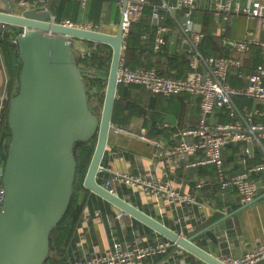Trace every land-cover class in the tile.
Masks as SVG:
<instances>
[{
    "label": "crops",
    "instance_id": "obj_1",
    "mask_svg": "<svg viewBox=\"0 0 264 264\" xmlns=\"http://www.w3.org/2000/svg\"><path fill=\"white\" fill-rule=\"evenodd\" d=\"M98 1L89 0L86 5L75 3L68 7L69 9L74 7L75 11L73 12L76 16L79 14L80 19L89 18L93 11L97 10V17L89 18V20L104 23L107 32H116L122 16L120 6L113 0H102L101 4ZM246 1L243 0V2ZM37 6L45 5L40 0H0V10L9 11L13 8L16 13H22L26 8ZM209 6L208 0L202 1L198 8L199 11L196 10L194 15L197 25L204 29L200 23V18H202L200 10L213 11L214 14L211 37L207 36L202 44L209 51H215L219 55L240 58L242 69L245 71L254 70L258 65L264 64V50L261 48L253 47L243 53L235 48L236 40L244 39L251 33L264 37L261 20L243 13L235 14L226 20L223 14L210 9ZM112 7L113 10L115 9L114 13H112ZM2 23L0 22L2 29L0 34L4 30ZM166 33L171 37L173 43V36L177 33L171 29ZM172 43L170 44L171 51ZM185 43L186 41L178 35L176 50L172 52L186 54ZM80 49L81 52H85L82 46ZM151 57L155 66L166 67V63L163 61L165 60L164 56H159L155 52V54H151ZM178 69H182L181 64L173 67L174 72ZM228 80L236 84L234 86L239 87L246 83V78L241 77L236 69L229 71ZM6 81V71L0 52V104L4 103L6 99ZM131 84L134 86H130L126 90L128 99L122 102L119 109L120 115H129L130 118L127 123L119 125L126 128L124 131L111 132L109 145L102 162L106 169L100 171L106 172L103 184H106L107 180L112 178L116 172L123 171L143 176L154 182L169 183L179 193L189 196V199L175 200L165 196L157 197L145 189L119 180H113L110 188L179 233L186 236L195 235L194 240L198 244L215 254H220L219 245L214 243L202 230L216 223L220 227H225V217L231 212H234L232 216L241 242V246H233L234 253L244 255L264 244V192L261 193L258 190L257 196L251 202L243 203L235 187L225 193L217 187L219 183L214 164L189 165L190 161L204 157V150L199 149L188 154L171 153V149L177 146L182 137L178 132L185 127L194 126L198 122L200 97L188 92L164 96L151 92L141 84ZM237 97L241 99L240 105L237 104L241 110L263 108L252 97L235 95L234 99ZM241 97L248 99L244 101ZM221 115L220 109H216L212 114V120L220 122ZM229 117V121H231L232 117ZM256 120L264 121V116H257ZM113 124L118 125L114 121ZM233 144L234 146H227L224 149L227 173L245 170L247 165L243 161L244 155L248 157V164L257 162L255 159L256 146L259 144H255L254 153H251L248 142L238 141ZM245 148L248 150L244 152ZM261 176L264 177V173ZM259 180L263 182L264 186L263 178L260 177ZM202 181L204 183L200 185ZM138 221L113 204L108 210H103L101 206L95 204L92 207L86 205L82 225L71 245L66 264L79 259L100 258L113 246L116 240L121 241L126 248H133L137 245L156 247L163 242L171 241L165 249L148 253L141 259H128L117 264H160L166 261L174 264H200L201 258L196 255L192 257V253L178 246L173 240L164 238V235L157 230Z\"/></svg>",
    "mask_w": 264,
    "mask_h": 264
},
{
    "label": "water",
    "instance_id": "obj_2",
    "mask_svg": "<svg viewBox=\"0 0 264 264\" xmlns=\"http://www.w3.org/2000/svg\"><path fill=\"white\" fill-rule=\"evenodd\" d=\"M127 2L124 0V7ZM0 22L23 28L17 39L23 63L20 90L9 108L13 138L3 174L6 194L0 208V264H45L51 251L52 228L61 222L73 197L77 174L75 144L95 136L97 144L84 181L88 189L209 264H226L224 257L240 256L233 250V246H241L234 212L225 217V227L216 223L202 230L219 245L220 254H215L198 244L195 235L179 233L98 179L99 172L106 169L102 162L114 126L123 14L116 32L54 21L45 6L26 8L22 13L13 8L0 10ZM75 38L108 43L113 48L101 114L93 107L91 96L96 90L90 89L85 78L90 70L78 61ZM173 40L174 52L178 34ZM185 47L190 48V44L186 42ZM0 52L7 76V97L11 76L1 48ZM3 110L4 105L0 114ZM248 144L254 153V140ZM259 192H264L262 181ZM249 264H264V257Z\"/></svg>",
    "mask_w": 264,
    "mask_h": 264
},
{
    "label": "built area",
    "instance_id": "obj_3",
    "mask_svg": "<svg viewBox=\"0 0 264 264\" xmlns=\"http://www.w3.org/2000/svg\"><path fill=\"white\" fill-rule=\"evenodd\" d=\"M46 8H50L54 0H40ZM86 5L89 0H80ZM123 14V44L118 68V83L143 85L155 94L164 96L177 95L183 92L195 94L200 97V111L198 122L194 126L185 127L178 132L182 137L177 146L171 149V153L188 154L199 149L204 150L205 156L201 159L190 161L189 165L214 164L218 182L223 190L229 187L238 189L243 203L251 202L258 194L259 179L252 176L254 172L264 171V121L256 120L257 116H264V64H260L251 71L242 69V60L238 57L226 55L206 54L200 48L206 35L202 28L197 27L194 18L195 11L204 0H159L153 4L151 14L152 24L156 26L155 39L151 44L157 53L164 52L166 46L172 43L167 35L168 30H174L183 40L190 44L186 50V58L189 64L187 76H175L161 73L157 66L132 67L126 60L127 36L135 21L145 16V9L151 0H128L124 7V0H115ZM210 9L215 10L227 20L235 14H247L261 20L264 28V0H208ZM51 10V9H49ZM54 21L79 28L105 31V24L89 19L73 20L64 18ZM170 13L175 20V27L171 28L165 19ZM8 23L3 22L2 27L8 28ZM107 32V31H106ZM145 42L148 34H143ZM253 47L264 50V37L251 33L246 38L235 41V48L239 52H248ZM231 69H236L241 77L246 78L244 86H234L228 80ZM235 95H245L256 99L263 108L241 110L235 102ZM3 103L0 104V111ZM228 106L232 120L227 123L214 122L212 114L215 110ZM112 131L118 133L126 128L113 124ZM145 137V135H142ZM254 140L259 144L263 156L260 162L248 164V157L244 155L243 161L247 165L245 170L236 173H227L225 167L224 149L231 143L238 141L249 142ZM247 151L248 149L245 148ZM0 175H3V167H0ZM113 180L125 182L134 187L142 188L157 197L165 196L171 199H189L170 186L169 183L154 182L143 176L127 171L116 172L105 184L110 188ZM204 182L202 181L200 185ZM114 191L113 188H110ZM5 186L0 184V206L5 198ZM171 241H166L156 247L135 246L124 247L123 243L116 240L113 246L100 258L79 259L68 264H117L128 259H141L148 253L165 249ZM264 257V244L244 255L224 257L226 264H249Z\"/></svg>",
    "mask_w": 264,
    "mask_h": 264
},
{
    "label": "trees",
    "instance_id": "obj_4",
    "mask_svg": "<svg viewBox=\"0 0 264 264\" xmlns=\"http://www.w3.org/2000/svg\"><path fill=\"white\" fill-rule=\"evenodd\" d=\"M157 1L159 0L150 1V4L146 6L145 16H143L141 19L135 21L132 24V27L127 36L128 46L127 49L125 50V57L127 62L134 68L150 67L154 65V63L151 60L152 59L151 54L152 53L155 54V52L151 44L155 39L156 26L152 24L151 14L153 12V4L156 3ZM98 2L101 4L102 0H99ZM75 3L80 4L81 1L54 0L51 4V9L56 15V19L58 21H61L64 18L79 20L80 15L78 14L79 16L78 15L76 16L73 12L75 11V8L70 7L69 9L68 7V5L71 4L74 5ZM67 9L69 10L67 11ZM200 11H202V18H200V23H202L204 27L203 30L206 32V35L204 37L205 39L207 36L211 37V34L213 32L212 22H214V14L213 11H209V10H200ZM96 17H97V10H94L89 18L91 19ZM89 18H84V19H89ZM164 22L173 28L175 27V20L173 19V16L170 13H167V17ZM8 25H9L8 28L4 29L0 34V48L4 54L8 66V70L11 76V83L9 86L8 95L3 103L4 110L2 111V114H0V167H3V174L13 138V130L9 123L10 102L11 99L20 90V76L23 67L21 53H20V46L17 40L18 35L20 32L23 31V28L21 26H17L13 24H8ZM144 33L148 34V40L146 42L143 39ZM75 39H78L79 41H82V43H86L87 45L90 46L89 50L85 49L84 53L77 52V57L80 65L83 68H87L90 70V72L85 75L90 77L88 80L90 89L96 90V92L93 95L99 93L100 100L104 102L105 93H106L105 87H107V77L109 76V71L111 67L113 48L110 44L104 42L82 39V38H75ZM78 44L80 46H83L81 43ZM200 48L204 53L215 52L212 50L209 51L208 48H206L205 45L202 43ZM214 54L219 55V53L216 52ZM157 55L164 56L165 60L163 61L166 63V67L158 68L161 73L172 74L175 76H185V75L187 76L189 64L185 53L183 54H179L178 52L173 53L171 51V47L166 46L164 52L163 53L159 52L157 53ZM257 55L260 57L259 54ZM178 64H181L182 69H178L176 72H174L173 67H177ZM232 84L236 85L234 83ZM130 86H134V85L133 84L124 85L120 83L118 87L119 97L116 99L115 107L113 111V121L118 125L127 123V120H129L130 118L129 115L125 116L119 114L120 113L119 109L120 106H122V102L128 99L126 90L129 89ZM239 98L240 97L235 98L237 104H239V101H241V99ZM247 99L248 98H242V100L244 101H247ZM219 109L222 112V115L220 116V122L227 123L230 119L229 117L230 108L228 106H222ZM96 144H97V136L93 137L90 140H79L75 144L74 154L77 160V174H76L75 186L73 191V197L69 205L68 211L61 220V222L52 228L51 251L45 264H66L69 251L71 250V245L75 241L78 234V230L82 225V221L84 218V209L86 205H89L91 207L93 204L99 205L102 207L103 210L104 209L108 210L111 206V203L108 200L95 194L84 185L85 177L89 169ZM228 146H234V144L231 143ZM262 156H263L262 149L259 145H257L256 158H255L257 162L255 163L260 162ZM262 173H264V171L254 172L253 177L257 179L261 177L264 180V177L261 176ZM105 175L106 172H99L98 179L100 182L103 183V177ZM0 184H4L3 175H0ZM217 187H219L223 193L227 192L228 190H230V188H232L229 187L227 190H223L221 188L220 183L219 186ZM236 190L238 189L236 188ZM136 221L138 220L136 219ZM163 237L168 239L165 236ZM191 256L194 257L195 255L191 254ZM200 264H209V263H207L203 259H200Z\"/></svg>",
    "mask_w": 264,
    "mask_h": 264
},
{
    "label": "rangeland",
    "instance_id": "obj_5",
    "mask_svg": "<svg viewBox=\"0 0 264 264\" xmlns=\"http://www.w3.org/2000/svg\"><path fill=\"white\" fill-rule=\"evenodd\" d=\"M112 10H113V7H112ZM115 12V9L113 10V12L112 13H114ZM78 43H81L83 46H82V48L85 50H89V48H90V46L89 45H87L86 43H82V41H79L78 39H74V46H75V50H76V52H78V53H82L81 52V49H80V46H79V44ZM87 73H89V72H87ZM86 73V74H87ZM91 74V73H90ZM94 75V74H93ZM85 77H86V80H89V78L90 77H88L87 75H85ZM107 81H108V77H107ZM105 89H106V87H105ZM91 99H92V104H93V107L94 108H96L97 109V111H98V113L99 114H101V112H102V109H103V103L104 102H102L101 100H100V95H99V93H97V94H95V95H92L91 96Z\"/></svg>",
    "mask_w": 264,
    "mask_h": 264
}]
</instances>
